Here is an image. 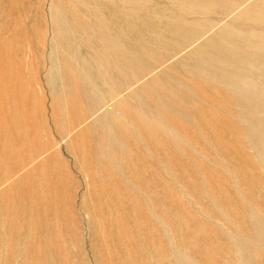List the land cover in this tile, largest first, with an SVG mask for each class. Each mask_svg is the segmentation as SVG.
<instances>
[{"label":"rangeland","instance_id":"1","mask_svg":"<svg viewBox=\"0 0 264 264\" xmlns=\"http://www.w3.org/2000/svg\"><path fill=\"white\" fill-rule=\"evenodd\" d=\"M0 264H264V0H0Z\"/></svg>","mask_w":264,"mask_h":264}]
</instances>
